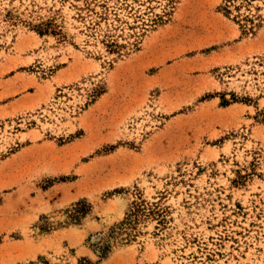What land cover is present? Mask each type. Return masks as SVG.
Segmentation results:
<instances>
[{
  "label": "rangeland",
  "instance_id": "374dc122",
  "mask_svg": "<svg viewBox=\"0 0 264 264\" xmlns=\"http://www.w3.org/2000/svg\"><path fill=\"white\" fill-rule=\"evenodd\" d=\"M222 3L0 0V264H264V24Z\"/></svg>",
  "mask_w": 264,
  "mask_h": 264
},
{
  "label": "trees",
  "instance_id": "16d2710c",
  "mask_svg": "<svg viewBox=\"0 0 264 264\" xmlns=\"http://www.w3.org/2000/svg\"><path fill=\"white\" fill-rule=\"evenodd\" d=\"M220 8L225 16L249 30L261 27L264 24V15L262 14L264 11V0H223ZM52 24V20L44 22L42 24L44 29H41L40 32L47 31ZM110 46L115 48L118 45L112 43ZM164 213L165 210L160 208L158 202L149 203L144 199H139V201L133 202L122 226H126L128 229H135V225L143 216H157L163 222Z\"/></svg>",
  "mask_w": 264,
  "mask_h": 264
}]
</instances>
